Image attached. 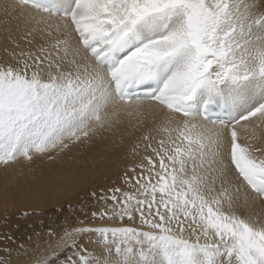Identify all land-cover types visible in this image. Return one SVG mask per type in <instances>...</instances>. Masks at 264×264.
Here are the masks:
<instances>
[{
    "label": "snow or ice",
    "instance_id": "obj_1",
    "mask_svg": "<svg viewBox=\"0 0 264 264\" xmlns=\"http://www.w3.org/2000/svg\"><path fill=\"white\" fill-rule=\"evenodd\" d=\"M2 10L0 165L136 142L95 210L54 243L4 233L0 264H264V0Z\"/></svg>",
    "mask_w": 264,
    "mask_h": 264
},
{
    "label": "bare ground",
    "instance_id": "obj_2",
    "mask_svg": "<svg viewBox=\"0 0 264 264\" xmlns=\"http://www.w3.org/2000/svg\"><path fill=\"white\" fill-rule=\"evenodd\" d=\"M7 2H10V0H0V56H3L4 43L3 28L5 17L2 9L3 5ZM11 23L15 27L22 24V21L12 20ZM119 135V133L113 135L111 140L98 139L92 145L84 144L72 146L70 149L56 154L53 159H49L47 156H38L31 162L20 160L8 167L0 165V208H4V210L14 208L17 206L16 198L22 197V200H24V197L29 195L34 196V194H39V192L42 191L44 192L45 189L50 190L48 194L50 193L49 196L52 197V191L54 194L56 191L57 193L58 191L60 193L62 191V193H66L64 192V188H75L71 187L72 185H79V187L77 186L78 189H83L84 185L89 186V184L105 182L106 178H109V182H111L114 173L119 170L120 166L126 161L128 162L129 159H133L131 149L136 142L134 138L125 136L122 146L118 149H113L111 143L119 139ZM116 179L118 181V177H116ZM82 183H84V185ZM80 184L83 185L82 188H80V186H82ZM69 188H67V191ZM61 189L64 190L60 191ZM83 190H79V192H83ZM71 192L69 190V193ZM43 194L46 196L48 195L46 192ZM46 196L44 197L46 198ZM58 197H60V195H58ZM52 198L55 202L56 199L54 197ZM24 203L22 202L21 205L24 206ZM95 225H97V223ZM48 250L46 246V249L43 251Z\"/></svg>",
    "mask_w": 264,
    "mask_h": 264
},
{
    "label": "rangeland",
    "instance_id": "obj_3",
    "mask_svg": "<svg viewBox=\"0 0 264 264\" xmlns=\"http://www.w3.org/2000/svg\"><path fill=\"white\" fill-rule=\"evenodd\" d=\"M131 161L132 159L131 160L129 159L128 162L126 161L120 166L119 170H117L118 172L116 171V173H114L115 178L113 177L111 179V182H109L110 181L109 178H106L105 182L93 183L91 185L87 183L89 184V186L84 185V183H82L84 187L85 186L86 187L84 188L83 185L80 184L82 185L80 186V188L83 187L84 190L78 189L79 185H72L71 187H75V188L66 187L64 188L65 190L64 189L60 190V191L64 190V192L66 193H62L63 191L61 193L58 191L57 193L56 191L55 194L60 195V197L62 196L61 198L58 197V195H55L52 191V194L55 196H53L52 194L51 195L56 199L55 202L53 201L54 199L51 196H49L50 193L48 194V191L50 192V190L47 189H45L47 191L44 190V192L48 194L47 196L44 195L43 194L44 192L42 191L39 192V194H34V196L29 195L27 197H24L23 198L24 200H22V197H18V199L16 198L15 200H17V206H15L14 208L5 209V210L4 208H0V236H2L4 233H8L16 240L17 243H25L28 244L29 247H31V243L37 242L35 233H40L44 240H48L49 242L54 243L55 237L48 238L46 236V233L48 232L49 228H51L52 231H54L55 233L59 234L62 232L63 230L62 225L66 220L75 221L77 219H84V216L82 215V211H87L90 213V211L95 210V208L93 207L94 202L89 199V193L93 191L98 192L100 188L102 187L104 188L105 185H106L105 188H107L113 184H119L121 182L120 177L123 173L122 171L125 170V166L130 164ZM116 177H118L119 182L117 181ZM90 186L92 187V189ZM67 188H69L68 191ZM69 190L71 193H69ZM79 190H83V192L82 191L79 192ZM44 196H46V198L48 197L47 198L48 200ZM22 202L23 203L26 202L23 204L24 206L21 205ZM24 213H28V215L25 216ZM95 222L97 223V225H95L96 224ZM93 223L94 226H100L99 221L92 222V226ZM114 226H119V225L117 224ZM29 236L32 237L31 243L27 239ZM9 243L11 242L0 241V248H3L5 244H9ZM46 246H47L46 244H43L41 251L46 249ZM15 252L16 249L13 248V255H15ZM0 255H2V253H0Z\"/></svg>",
    "mask_w": 264,
    "mask_h": 264
}]
</instances>
